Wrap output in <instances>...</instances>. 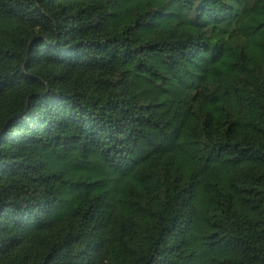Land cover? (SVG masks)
<instances>
[{"label": "trees", "instance_id": "16d2710c", "mask_svg": "<svg viewBox=\"0 0 264 264\" xmlns=\"http://www.w3.org/2000/svg\"><path fill=\"white\" fill-rule=\"evenodd\" d=\"M0 264H264V0H0Z\"/></svg>", "mask_w": 264, "mask_h": 264}]
</instances>
